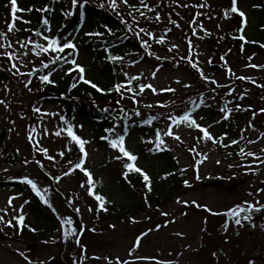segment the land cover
<instances>
[{
	"label": "rangeland",
	"instance_id": "rangeland-1",
	"mask_svg": "<svg viewBox=\"0 0 264 264\" xmlns=\"http://www.w3.org/2000/svg\"><path fill=\"white\" fill-rule=\"evenodd\" d=\"M62 1L69 14L76 13L81 4H104V9L121 22L123 33L135 37L140 46L142 41H147L148 47L141 48L149 59L143 62L131 60L123 66V76L128 80L136 79H131L129 85H125L119 93L118 103L120 107L131 108L135 113L139 111L140 116L163 113V119L154 130V142L142 141L149 136L147 132L130 130L124 133L125 147L137 155V164L150 168V161L145 159L142 149L157 147L159 132L160 140L164 142L160 147L179 158L185 181L173 202L162 206L157 213L154 210L155 214L151 217L142 214L119 224L114 223L113 226L106 224L100 227L93 216V213H97L96 209H100L99 203L95 206L92 204L95 199L91 192L95 182L88 185V177L83 175L81 185L79 180L67 178L66 170L60 168V154L70 153L73 146L79 148L66 131H62L67 128L62 122V105L50 96L40 97L39 94L45 92L40 79L33 86L27 84L32 75L28 73L43 68L40 67L42 62L52 58L43 59L44 53L37 56L31 51L33 44L21 48L17 43L31 40L47 46L43 37H54L45 32L41 36L19 40L14 35L13 38L9 37L10 32L1 28L0 32L7 33L8 40L0 38V43L11 42L12 47H0V53L6 50L14 52L18 59L9 61L6 56L0 55V68L9 75V80L0 85V101L4 102L0 103V135L4 134L0 161H4V156L9 159L15 154L24 162L17 165L7 163L0 167V182H23L30 192L31 185L24 182V178L33 180L44 194L46 204L60 219H70L72 224H67L41 242L33 235L23 238L20 225L13 217L22 214L24 221L31 217L26 203L28 192L25 188H0V216L5 221L0 223V264H49V260L54 259L61 264H70V261L64 262L60 254L73 246L71 241H74L75 235H70V244L64 232L66 228L71 229L76 219L85 225L93 241L87 253L90 254L88 264H109V261L117 264L118 259L128 264H207L208 260V264H246L248 257L264 259V227L254 229L248 225L256 214L251 213L249 220H243L242 213L240 225L225 215L237 205L247 207L245 202L257 208L264 205V163L261 162L264 161V111H261L264 109V47L246 53L231 41L229 32L245 23L241 17L234 19L229 12V18H225L232 0H144L148 7H143L140 0H128L136 3L134 10L123 0H116L115 10L111 8L110 0H88L86 4L84 0H78L76 5L72 4V0ZM241 1L237 0V5L248 11L252 19L253 11ZM141 12L145 15L142 16ZM157 15L160 17L158 21L155 19ZM252 26L246 33L249 39L257 40L264 31ZM141 28L145 32L137 36ZM160 38L164 43L157 42ZM74 39L76 41L77 37ZM25 52L28 54L24 55ZM83 55V52L80 53L79 59ZM12 63H16L25 75H14ZM193 63L198 68L192 67ZM83 67L87 76L97 79L98 73L92 62L88 60ZM142 84H151L156 91L146 87L141 93L139 87ZM128 88L132 91H128ZM208 97L216 98V107L231 109L230 113L241 108L250 109L249 116L238 118L232 113L229 118L242 132L239 144L234 145L230 135L220 136V118L225 116V112L213 120L192 111L193 119L201 127L207 128L214 140L203 139L199 129L186 123L173 124L170 117L181 116L189 110H180V107ZM81 125V134L87 141V157L77 150L72 162L78 163L83 156L84 167L97 169L113 157V167L119 168L125 158L118 149L91 139L90 126ZM169 130L174 135H166ZM56 132H61V135H55ZM175 136L180 139H175ZM234 146L241 147L245 154H230L229 150ZM248 152L255 155L247 156ZM117 156L123 157V160L117 159ZM97 172L102 178L100 189L108 190L111 178L103 171L97 169ZM192 202L201 207H196ZM9 220L14 226H7ZM145 232L148 233L146 236L143 235ZM236 232L239 239L234 235ZM139 237L143 238L136 247ZM226 237L232 238L234 243L225 245ZM238 240L245 242V245ZM222 253L223 259L220 258ZM204 256L206 259H203ZM252 264H264V260L255 259Z\"/></svg>",
	"mask_w": 264,
	"mask_h": 264
},
{
	"label": "trees",
	"instance_id": "trees-1",
	"mask_svg": "<svg viewBox=\"0 0 264 264\" xmlns=\"http://www.w3.org/2000/svg\"><path fill=\"white\" fill-rule=\"evenodd\" d=\"M241 2L253 11V18L250 19L248 17V19L244 20L246 21L244 25L234 27L229 32L230 39L240 51L246 53L249 51L255 52L260 50L261 46L264 47V34H261V37L257 40H251L245 30L246 27L253 25V28H262L264 31V0H242ZM17 4L22 11L17 12L15 23L17 30L8 33L9 37L13 38L14 35L17 39L23 40L26 37L33 38L36 36L35 33L39 31L41 35L46 32V34L59 39L61 44L71 41L76 45L75 51L65 49L64 53L53 54L50 51L44 53L42 55L43 59H53L56 55H59L62 59L55 64L49 63L52 59L49 61L46 59L45 63H49V68L37 69L30 76V85L33 86L40 79V76L51 72L50 79L53 83L42 82V84H44L45 92L48 91L57 95L58 100L55 101L62 105L61 116L63 124L66 127L68 124L73 125V131L84 139L85 136L83 133L81 134V123H84L91 128V139L98 142L101 141V143H106L107 145L110 139H114L118 135H124L125 132L130 130L147 132L149 136H146L142 141L152 140L154 142V130L162 123L160 121L163 119V113L157 112L138 116L131 108H122L120 103H118L119 93L122 92L125 85H129V80L126 76H123L124 64L131 62V60L133 62L135 60L143 62L149 59L143 53V49L136 41V38L123 33L121 22L111 12H107L104 7H100V5L86 4L83 7L80 6L76 13L69 14L67 12L69 9L62 0H17ZM231 4L232 1L226 10L234 19H237L239 18L238 13L230 12ZM128 5L133 10L137 7L136 3L130 1ZM239 9L243 11L241 7ZM243 12L245 17H247V12ZM45 19L49 21L47 25L43 23ZM10 23H12L10 0H0V30L1 28H6L8 31ZM96 33L102 35H95ZM241 36H244L245 39L241 40ZM74 37H77V41L73 39ZM67 50L69 51L68 53L66 52ZM82 52L84 55L81 59H78L79 54ZM110 56L122 57V60L113 61L109 59ZM84 57L86 58L85 62ZM64 58L69 62L65 63ZM71 60L78 61L77 64L80 66H83L88 60L92 62L95 71H97L96 73H98L96 75L97 79L90 75L87 78L84 77L86 80L97 84L103 91H97L90 84L84 83L79 78L78 69L75 67L70 68ZM40 67H43V64ZM62 72L64 73L61 74ZM8 80L9 75L4 69L0 68V85ZM74 83L76 84L75 88L72 87ZM118 84L124 85L120 92L115 91V86ZM215 100L216 98L212 97L201 98V100H194L183 105L180 110L194 109L201 116L215 120L222 115L221 109L216 107ZM104 109H107V111H103ZM232 113L238 118L251 114L249 108H241L237 112ZM232 113L229 114L227 119H224V115L220 118L221 125L218 129L220 136L229 137L230 135L233 141H237V143H234L235 145L239 144L242 132L239 126L232 119H229ZM152 117H155V119H152ZM148 120H150V123L144 122ZM107 129H113V131H106ZM3 137L4 134L1 133L0 152L1 145L4 143ZM103 137H108V139H103ZM241 149L239 146H234L229 151L230 154H239ZM77 150L79 151V148L73 146L70 153H66L60 158V168L69 173L67 178L79 180L80 184L83 185L81 179L85 173L80 169H75L74 165L77 162H72L74 159L72 156ZM142 154L146 160L150 161V168L149 166L144 167L137 163L134 164L149 176L151 191L148 190L141 174L129 172L125 167L126 163H133L128 161L126 157H124L125 161L121 163L119 168L113 167V157L108 162L96 167L98 170L105 172L112 180L111 186L105 191L100 189L99 185L102 178L98 174L97 169L85 166L87 171L91 173L93 182L96 183H94L91 192L93 199L98 194L102 195L106 201V211L96 209L97 213H93L94 220L96 219L100 227L106 224L113 226L114 223L119 224L142 214L154 215L159 212L162 206L172 203L180 192L185 181V175L179 158L171 151L165 150L164 147L157 148L156 146L142 149ZM121 155L123 156L122 153ZM13 156L9 159L4 156V161H0V167L7 163L17 165L21 161L24 162V160H19L15 154ZM69 161L72 163L70 164ZM125 173H127V179H125ZM8 185L7 182H0V188H7ZM78 189L80 190V187ZM119 194H121V198L119 197L118 199ZM87 198L89 199L88 196ZM27 199V210L31 218H27L23 226H19V231L23 238L33 235L41 242L42 239L53 235L62 228L63 223L57 213L39 198L36 193L28 192ZM90 199L93 200L91 197ZM91 200L90 202H92ZM96 203L99 202L96 199L93 200V206ZM154 210L156 211L155 213H153ZM250 220L248 225L252 228L264 227V209L257 211L256 217ZM71 229H75L77 232L74 241H71L73 246H71L70 250L61 252L60 257H64V262L70 261V264H88L90 254L87 253L91 247V234L86 232L85 225L79 219H76ZM234 235L237 239L240 238L237 232ZM93 237L96 236L94 235ZM69 240L70 235L68 236V242L70 243ZM238 241L240 242V240ZM230 242L234 243L233 239L226 237L224 244L227 245ZM240 243L243 246L245 245V242ZM210 253L213 256L214 252ZM220 258L223 259L224 256L221 255ZM203 259H206L205 256ZM206 263H210L209 260Z\"/></svg>",
	"mask_w": 264,
	"mask_h": 264
},
{
	"label": "snow or ice",
	"instance_id": "snow-or-ice-1",
	"mask_svg": "<svg viewBox=\"0 0 264 264\" xmlns=\"http://www.w3.org/2000/svg\"><path fill=\"white\" fill-rule=\"evenodd\" d=\"M77 2H78V0H72V4L73 5H76ZM87 2H88V0H84V3L85 4ZM140 2H141V5L143 7H148V5L144 3V0H140ZM123 3L127 4L128 3V0H123ZM110 5H111V8L113 10H115L117 8L116 0H110ZM80 6L83 7V4H81ZM201 6H203V5H201ZM10 7H11L12 23H10L8 25V32H14V31L17 30L16 27H15V23H16V20H17V15L16 14H17V12L22 11V10L18 8L17 0H10ZM100 7H104V4H100ZM45 11H46V9H45ZM230 12L231 13H238L242 18L245 17V13L243 11H241L237 7V0H232ZM129 14L131 15V13H129ZM140 14L142 16L145 15L143 12H141ZM225 18H229L228 11L225 12ZM155 19L158 21L160 19L159 15H157L155 17ZM243 22L246 23V21H243ZM43 23H44V25H47L49 23V21L47 19H45L43 21ZM173 23H175V22L173 21ZM129 30H131V26H129ZM109 31H111V29H109ZM143 32H145V29L141 28L139 30V32L136 33V35L139 36L140 33H143ZM146 34L147 35H151L150 33H146ZM35 35L36 36H41V33L39 31H37L35 33ZM95 35H102V34L96 33ZM0 38H2L4 41H7L8 40L7 33L0 32ZM43 39L45 41H47V46H45L44 44H41L39 42H33L31 40H28L26 42L17 41V43H20L21 48H26L28 46V44H33V47L31 49V51H33L37 56H40L43 53H48L49 51H51L53 53H64L65 49H72L73 51H75V48H76V45L73 44L71 41H66L63 44H61L60 40L57 39V38H49L48 36H44ZM240 39L241 40H244L245 38H244V36H241ZM157 42L158 43H164V40H163V38H160ZM141 46L147 48L148 47L147 41H142ZM0 47H3L5 49H8V48H11L12 47V44H11V42H8L6 44L5 43H0ZM27 54H28L27 52L24 53V55H27ZM0 55L6 56L9 61H14V60L18 59V57L16 56V54L14 52H9L7 50L4 53H0ZM60 59H62V57H60L59 55H57L49 63L55 64ZM109 59L110 60H113V61H119V60H122V57L110 56ZM157 59H160V58L157 57ZM64 60H65V63H68L69 62L66 58H64ZM49 63H43L42 62L43 68H45V69L49 68ZM70 63L73 64V65H75V68L78 69V71L80 73L79 78L84 83L90 84L91 87L93 89H96L97 91H103L102 89H100L98 87L97 84H95V83H93V82L85 79V77H84L85 69L82 66H80L79 64H77V62L75 60H71ZM192 67L198 68V65L195 64V63H193L192 64ZM253 67H256V66L253 65ZM11 69H15V72L13 73L14 75H25V73L20 72L19 67L17 66L16 63H12L11 64ZM229 71H231V70L229 69ZM31 74L32 73H28V75H31ZM50 75H51V72H49L47 75H42V76H40V80L42 82H44V83H49V84L50 83H53V81L50 79ZM153 75H155V73H153ZM131 79H136V77L130 78L129 83L131 82ZM205 79H207V77H205ZM238 79L244 80L245 77H238ZM212 82L215 83V81H212ZM30 83H31V81L29 80L27 82V84H30ZM27 84H26V86H27ZM72 87L75 88L76 87V84L74 83L72 85ZM123 87H124V85L118 84V85L115 86V91L120 92L121 88H123ZM146 87L148 89H151L153 92L156 91V89L153 88V86L151 84H148V85H143L142 84V85H140L139 91L142 93ZM185 87H188V85H185ZM127 90L128 91H132L131 88H128ZM168 90L169 91H174V89H168ZM0 103H4V102L3 101H0ZM149 107H151V105H149ZM35 111H40V110L39 109H35ZM103 111H107V109H104ZM192 111H194V109H189L188 111H185L183 115L178 116V117H170V119L172 120L173 124H177L178 125L180 123H186L190 127L199 129L203 133V139H205V140H214V138L209 133L208 129L201 127V125H199L196 122V120L193 119V117H192ZM261 111H264V109H262ZM221 112H225L226 113L225 116H224V119H227L228 118L227 113H230L231 112V109L222 108L221 109ZM136 114L139 115L140 114L139 111H137ZM152 119H155V117H152ZM144 122L145 123H150V120L144 121ZM62 131H66L67 136L71 138V141H74L79 146V150H80L81 153H83L84 157H87V152L85 151V144L87 143V141H85L84 139H82L80 136H78L73 131V125L68 124L67 128L64 129V130H62ZM106 131L112 132L113 129H107ZM55 135L60 136L61 135V132H56ZM166 135L172 136L174 134H173V132L171 130H169L166 133ZM103 139H108V137H103ZM175 139L179 140L180 137L179 136H175ZM108 142H109L110 146L113 149H118V151L123 154V157H126L128 161L133 162V163H126L125 164V167L129 170V172H136V173L141 174L143 176L144 181L146 182V186L148 187V190L151 191V185H150L149 176L146 173H144L142 171V169H140L139 167H137L134 164V162L137 160V156L134 155L133 153H131L125 147V136L124 135H118V136H116V138L110 139ZM254 142L255 141H249V143H254ZM163 143L164 142L162 140H160V134H159V132H157V148H159L160 145H162ZM233 143H237V141H233ZM43 151L45 153H47V150L46 149H44ZM241 154H245L243 149H241ZM60 155L63 156L64 153H61ZM246 155L247 156H254L255 154L252 153V152H248V153H246ZM116 158L117 159H121L122 157L121 156H117ZM49 159H52V157H49ZM257 159H259V157H257ZM261 162L264 163V161H261ZM69 163L71 164L72 162L69 161ZM74 168L75 169H80L82 172H84L85 175L88 177V180H87L88 185H93L94 182H93L92 175L84 167V159L83 158L80 159L79 163H76L74 165ZM67 174H69V173L66 172L65 175H67ZM125 179H127V173H125ZM24 182H26L27 184L31 185L32 190L35 191L36 194L39 195L41 197V199L44 200L45 203H47V200L45 199L44 194L37 187L36 183L33 182V180L28 179L27 177H25L24 178ZM262 191H264V190H262ZM95 199L99 202V205H98L99 208L106 211L107 209L105 208V204H106L105 198L102 195H98L97 194V195H95ZM184 203H187V202H184ZM192 203L195 204V202H192ZM258 203L259 202L257 201V204ZM9 204H11V199L9 200ZM245 204H247V207H244V206H241V205H237L234 208L229 209L228 212L225 213V215H227L231 219H234L235 220V223L237 225H240L241 224V219L239 217H241V214L242 213H248V215H244L243 216V220H249L251 218L250 217V214L253 211H260L261 208H264V205H262L260 208H257L253 204H248V202H245ZM195 206L196 207H201L198 204H195ZM204 207L206 208V206H204ZM206 210L211 211L210 209H206ZM5 212H6V210H5ZM163 215L167 216L168 214L167 213H163ZM13 219H15L17 221V224H19L20 226H23L24 219L25 218H24V216L22 214L19 215L18 217H13ZM4 222H5L4 221V217L3 216H0V223H4ZM6 223H7V226H10V227L11 226H14L12 224V221L11 220L7 221ZM64 223L65 224H68V225H71L72 224V221L70 219H68V220H65ZM0 231H2V229H0ZM76 234H77V232H76L75 229H66L65 232H64V236L65 237H68L69 235H76ZM147 234L148 233L145 232L143 235L146 236ZM142 238L143 237H139L137 239V241L135 243V246L136 247H139L140 240ZM77 243H79V241H77ZM21 255H23V253H21ZM25 259L27 260L28 258L25 257ZM97 259H99V258H97ZM109 264H112V262L109 261ZM117 264H128V262L127 261H119V259H118L117 260ZM160 264H163V262H160Z\"/></svg>",
	"mask_w": 264,
	"mask_h": 264
},
{
	"label": "water",
	"instance_id": "water-1",
	"mask_svg": "<svg viewBox=\"0 0 264 264\" xmlns=\"http://www.w3.org/2000/svg\"><path fill=\"white\" fill-rule=\"evenodd\" d=\"M44 95H48V93L44 94ZM50 264H61V263L59 261L51 260Z\"/></svg>",
	"mask_w": 264,
	"mask_h": 264
}]
</instances>
